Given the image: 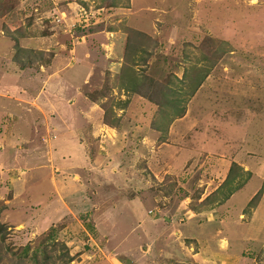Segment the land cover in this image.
Here are the masks:
<instances>
[{
    "label": "rangeland",
    "instance_id": "1",
    "mask_svg": "<svg viewBox=\"0 0 264 264\" xmlns=\"http://www.w3.org/2000/svg\"><path fill=\"white\" fill-rule=\"evenodd\" d=\"M254 1L236 10L239 0H0V63L9 61L0 90L31 99L24 84L37 87L38 67L58 53L47 73L70 67L47 88L63 95L51 97L64 115L54 113L51 126L83 127L84 115H72L78 104L68 102L88 75L98 121L117 132L111 143L104 132L89 139L117 155L106 169L116 175L106 172L97 193L89 187L66 198L90 211L67 213L59 202L51 214L55 198L40 182L47 200L40 221L29 186L50 168L20 171L14 185L7 172L17 170L0 159V264H264V0ZM215 4L221 13L211 23L201 14ZM173 6L181 21L168 18ZM85 45L92 61L70 62ZM28 65H36L33 79L20 69ZM110 65L114 73H100ZM4 103L12 115L0 117V137L21 110ZM38 121L26 149L12 151H20L21 167L46 156ZM2 142L0 155L10 147Z\"/></svg>",
    "mask_w": 264,
    "mask_h": 264
},
{
    "label": "crops",
    "instance_id": "2",
    "mask_svg": "<svg viewBox=\"0 0 264 264\" xmlns=\"http://www.w3.org/2000/svg\"><path fill=\"white\" fill-rule=\"evenodd\" d=\"M254 5V0H239V3L234 6V8L237 9H245V5ZM220 9L217 4L211 5L207 8H205L204 13L201 14V16H205V20L210 21L213 23L215 21V18L220 15V11L218 14L217 9ZM216 9V11H215ZM168 18L172 21L179 20L181 21V12L178 7L173 6L171 10L166 8ZM223 15L228 17L227 12L225 10H221ZM230 11V10H229ZM239 14V12L237 13ZM53 33V32H52ZM61 34V33H59ZM86 46V45H85ZM77 48V47H76ZM78 49L79 55H75L74 53L71 54V58L69 59L70 62H78L81 57L87 58V55L89 54L88 47L86 46V49ZM58 53L54 56L53 54L50 56L51 60L47 64H41L40 68L38 67V71L44 73V77H40L41 80H33L32 83H36L38 86L33 89V87H30L28 84H24L26 87V92L29 90V88L32 89L33 96L32 98H28L27 96L17 95L15 94L12 96L11 94H5L3 91L0 90V99H2V104L0 105V117H2L6 113L11 114L10 108L7 106V103H4V101H11L15 106H18L21 108L17 112V114L11 116L14 120V128L13 129H4L3 132H1L0 140L3 144L4 142L8 143L7 146H10L7 150L4 148L2 151L3 153L1 156V161L3 160L6 166H8V169H16L14 173L7 172L8 177H10L11 174H13V184L15 185L18 182H22L23 178L17 177L16 173H20L22 171L23 173H29L32 169L36 168H42V167H49L50 170L48 173H45L39 178H35L32 181V184L29 186L30 190H33V193L36 192L37 195L29 196V200L31 203L33 202H39L35 208L38 210L39 214L37 217H41L40 221H45L46 217L43 216L42 211L46 208V197H43L45 195V191L42 195H38V192H43L41 189V186L37 185L40 182H43L46 185V191L48 188H50L48 191L51 193L49 194L51 198H55V205L51 209V214H55L56 209H58V203L61 202L63 206L67 209V213H71L70 210L73 209L75 211H80V209L71 207V205L66 201V198L71 196L72 194H77L81 191H87L89 187H91L93 190L98 189L101 185L100 183L101 178L103 175L107 173V176L103 177H111L116 172H113V174H110V168L114 165L113 162H116L117 155L113 152H102V149L100 145V150L96 149L91 144L90 140L93 136L92 133H103V140L102 141H108L111 143L112 140L117 135V132H114V127H104L102 123H100L99 118L102 116V108L100 105L93 103L91 100L89 101L88 98V92L85 90L87 86H93L90 84L89 76L84 77L83 84L80 87V92L76 94V96L72 97L68 102L71 107L70 109L75 108L78 104V108L76 107L73 111L72 115L73 117L78 113L77 115H84L83 117L86 119L85 123L83 124V127L81 128H75V126L71 127H55L53 128L51 126V120L50 118L53 116L54 113H58L60 115V118L58 120H61V118H64L63 113L61 112V109L55 110L53 109L54 103L51 101V97H57L58 95L63 97L62 94L53 92L51 89L48 90L47 88L51 87V84H53L56 80L61 82V77H63V74L61 76V73H64L67 69V64L59 65L56 69H54L52 72L47 73L49 69L52 68L53 59L57 57ZM13 59V58H12ZM87 60H91L90 58H87ZM12 61V60H11ZM92 61V60H91ZM119 61L118 59H113L112 65H115ZM9 61L1 62L0 68L5 66ZM13 62V61H12ZM17 62V63H15ZM14 63L19 66V62L16 60ZM69 63V62H68ZM36 65H28L26 67H21L20 69L24 71V76L29 77L33 79L34 72L32 70H36ZM114 67L110 66H101L99 67L100 73L111 72L114 73L115 69ZM30 70V71H29ZM29 71V72H28ZM32 71V72H31ZM32 74H29V73ZM47 73V74H46ZM47 75V77H45ZM68 79V78H67ZM63 81V80H62ZM31 83V82H30ZM62 83V82H61ZM63 83H68L69 86L76 90L74 84L69 81H63ZM83 89L85 92H83ZM24 92V91H23ZM21 92V94L23 93ZM42 97V99H41ZM13 100V101H12ZM56 107V106H55ZM77 109V110H76ZM76 111V112H75ZM50 114V115H49ZM12 115V114H11ZM92 117V118H89ZM38 118H41L44 120L42 125L44 126L43 133H41V139L46 143L47 150H46V156L44 158V161L39 163L36 160V155L33 157L34 160L32 162V155L30 156V161L24 166L21 167L22 164V156L20 153L21 150L26 149V146L30 143H27V136L31 133L32 130L39 131L37 128L38 124L40 123L38 121ZM98 118L97 120L90 121L89 119ZM19 119H23L21 121L23 123L24 128H18L17 125ZM18 120V121H17ZM17 129H16V128ZM31 127V129H29ZM46 128V131H45ZM26 129H29L27 131ZM36 129V130H35ZM114 136H110V135ZM108 135L110 137H108ZM9 139V140H8ZM90 139V140H89ZM84 140V141H83ZM6 147V145H5ZM5 149L7 151H15L20 150L18 152H12L15 154L14 156H8L10 152L4 154ZM112 150L111 146L110 149ZM14 161V162H13ZM27 161V160H26ZM102 161H104L103 167H102ZM91 163L86 164V163ZM118 162V161H117ZM9 163V164H8ZM109 169L106 170V169ZM63 169H66V171H63ZM116 175V174H115ZM17 177V178H16ZM114 177V176H112ZM132 180V179H131ZM129 180V182L131 181ZM43 184V185H44ZM80 188H77L79 187ZM81 188H85L84 190H81ZM80 189V190H79ZM97 193V191L95 190ZM88 196V193H86ZM90 211V208H84V210ZM71 210V211H73ZM58 212V211H57ZM58 215V214H57ZM59 216L63 217L66 216L65 213L59 214ZM45 218V219H43ZM33 219L35 220V216H33ZM39 221V222H40Z\"/></svg>",
    "mask_w": 264,
    "mask_h": 264
},
{
    "label": "trees",
    "instance_id": "3",
    "mask_svg": "<svg viewBox=\"0 0 264 264\" xmlns=\"http://www.w3.org/2000/svg\"><path fill=\"white\" fill-rule=\"evenodd\" d=\"M0 7H2V5L0 4ZM45 32H48V33H51V30L49 31V30H46ZM45 34V33H44ZM129 53H128V50H127V48H126V50H125V59L126 58H128L129 57V55H128ZM23 64V63H22ZM27 65V64H26ZM127 65V64H126ZM128 69V68H127ZM122 70H124V72L126 73V75H127V73H128V71H126V69H125V66H124V68L122 69ZM203 78V77H202ZM202 78H200L193 86H192V89L190 90V92H191V94H193L195 91H196V89H197V87L198 86H200L201 85V83H202ZM199 84V85H198ZM197 85V86H196ZM169 91V90H168ZM149 97H150V99H153L154 100V95L151 93V94H149L148 95ZM169 99V98H168ZM170 102L172 101V100H169ZM161 101H157V103L160 105V104H162V103H160ZM105 113H106V111H104ZM228 182V181H227ZM242 184V183H241ZM241 184H239V185H241ZM255 197L256 196H254L252 199H251V201H250V203H252V202H254V199H255Z\"/></svg>",
    "mask_w": 264,
    "mask_h": 264
}]
</instances>
